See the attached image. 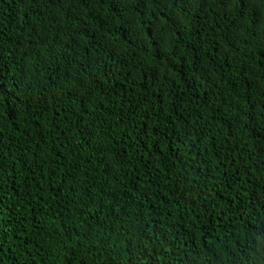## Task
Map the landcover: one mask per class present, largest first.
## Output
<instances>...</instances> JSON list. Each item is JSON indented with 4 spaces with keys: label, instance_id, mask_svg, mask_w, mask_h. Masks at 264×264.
Returning <instances> with one entry per match:
<instances>
[{
    "label": "trees",
    "instance_id": "1",
    "mask_svg": "<svg viewBox=\"0 0 264 264\" xmlns=\"http://www.w3.org/2000/svg\"><path fill=\"white\" fill-rule=\"evenodd\" d=\"M0 264H264V0H0Z\"/></svg>",
    "mask_w": 264,
    "mask_h": 264
}]
</instances>
